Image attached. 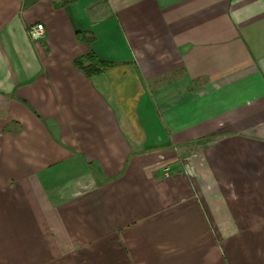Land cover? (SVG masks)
<instances>
[{
    "label": "crops",
    "instance_id": "obj_1",
    "mask_svg": "<svg viewBox=\"0 0 264 264\" xmlns=\"http://www.w3.org/2000/svg\"><path fill=\"white\" fill-rule=\"evenodd\" d=\"M0 264H264V0H0Z\"/></svg>",
    "mask_w": 264,
    "mask_h": 264
},
{
    "label": "trees",
    "instance_id": "obj_2",
    "mask_svg": "<svg viewBox=\"0 0 264 264\" xmlns=\"http://www.w3.org/2000/svg\"><path fill=\"white\" fill-rule=\"evenodd\" d=\"M77 38L86 42H90L92 40L91 37L86 38L84 33H77ZM74 64L75 67L81 70L87 77L99 75L108 67H112V65L99 60L93 53L75 60Z\"/></svg>",
    "mask_w": 264,
    "mask_h": 264
},
{
    "label": "built area",
    "instance_id": "obj_3",
    "mask_svg": "<svg viewBox=\"0 0 264 264\" xmlns=\"http://www.w3.org/2000/svg\"><path fill=\"white\" fill-rule=\"evenodd\" d=\"M27 33L33 41H39L44 37V26L43 24H35L28 29ZM164 171L167 172L168 169L166 168Z\"/></svg>",
    "mask_w": 264,
    "mask_h": 264
},
{
    "label": "rangeland",
    "instance_id": "obj_4",
    "mask_svg": "<svg viewBox=\"0 0 264 264\" xmlns=\"http://www.w3.org/2000/svg\"><path fill=\"white\" fill-rule=\"evenodd\" d=\"M135 87H136V85H135V86H133V87H131L130 91H131L132 89H134Z\"/></svg>",
    "mask_w": 264,
    "mask_h": 264
}]
</instances>
